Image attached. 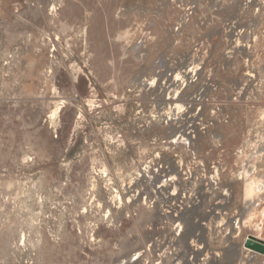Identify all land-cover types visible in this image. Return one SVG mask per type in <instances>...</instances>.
Segmentation results:
<instances>
[{"label":"rangeland","instance_id":"374dc122","mask_svg":"<svg viewBox=\"0 0 264 264\" xmlns=\"http://www.w3.org/2000/svg\"><path fill=\"white\" fill-rule=\"evenodd\" d=\"M259 184L264 0H0V264H264Z\"/></svg>","mask_w":264,"mask_h":264},{"label":"bare ground","instance_id":"6f19581e","mask_svg":"<svg viewBox=\"0 0 264 264\" xmlns=\"http://www.w3.org/2000/svg\"><path fill=\"white\" fill-rule=\"evenodd\" d=\"M180 75L177 73L174 77V81H178L179 80ZM176 107L178 109L181 108V105L180 104H176ZM182 135H180L181 137ZM182 140H185V138L183 137ZM251 174H254V171H252L251 173H249L248 171H246L244 168L242 169V171L240 173H238V178L239 179H243V177H249ZM173 180H175L176 178L175 177H172ZM174 187H175V183H174ZM176 189V188H175ZM174 190V189H173ZM264 190V185L263 184H259L258 186H256V191L258 192H262ZM116 198L118 199L119 203L121 202V197L120 195H116Z\"/></svg>","mask_w":264,"mask_h":264},{"label":"water","instance_id":"95a60500","mask_svg":"<svg viewBox=\"0 0 264 264\" xmlns=\"http://www.w3.org/2000/svg\"><path fill=\"white\" fill-rule=\"evenodd\" d=\"M247 246L254 249V250H257V251H260V252H263L264 253V244L262 243H259V242H256V241H248L247 242Z\"/></svg>","mask_w":264,"mask_h":264}]
</instances>
